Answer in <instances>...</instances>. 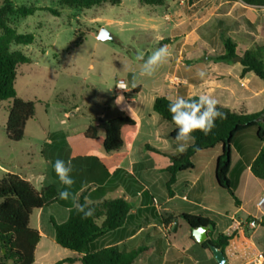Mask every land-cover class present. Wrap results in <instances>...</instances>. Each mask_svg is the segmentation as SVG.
Returning a JSON list of instances; mask_svg holds the SVG:
<instances>
[{"label":"rangeland","instance_id":"1","mask_svg":"<svg viewBox=\"0 0 264 264\" xmlns=\"http://www.w3.org/2000/svg\"><path fill=\"white\" fill-rule=\"evenodd\" d=\"M3 1L0 0V7ZM11 1L14 8L50 7L61 13L60 16H55L49 11L39 10L26 18L19 15L9 17V25L18 33L35 35L32 45H12V51H20L31 59V63L21 65L17 70L15 88L18 96L36 103V116L27 123L22 141L8 140L6 126L11 102H0V178L5 174L2 168L16 174H44L48 177L45 184L49 186L50 182L54 181L52 177L54 162L57 159L65 161L68 158L66 150L69 148L68 143L84 139L83 133L89 126L99 124L101 114H104L105 119L124 116L117 103L118 97L134 99L131 103L134 109L139 104L146 107V94L150 90L152 77L140 75L142 61L137 59L138 54H143L144 59H147L153 51L170 43L171 40L173 42L170 45V52L175 53L185 32L184 29L174 31L169 26L164 18L165 7L144 6L139 0H122L117 6L104 4L91 9L62 7L59 0ZM175 1L178 11H175L174 15L185 17L191 12L206 10L208 5L214 7L217 2V0H188L181 5L178 0ZM252 14L257 16V24L261 25L264 10L256 9ZM199 21H202V17ZM102 29L108 30L115 37V41H100L98 35ZM223 37L232 38L242 46V37H238L232 31L224 30ZM233 65L236 70L231 77L224 80L230 89L218 90L213 97L220 106L232 111L247 114L259 112L264 108V81L250 74L248 84H243L241 87L237 79L241 65L238 62H234ZM118 80H124L127 84L128 92L125 95L118 96L115 93ZM134 84L142 87L141 94H135L138 88H132ZM164 123L173 127L168 122ZM128 129L125 128L124 131ZM161 130L165 131L166 128L163 127ZM100 134L103 136V131ZM250 138L254 144L257 142L254 129L234 139L233 169L241 159V145L247 147L246 139ZM98 141L94 142L90 149V152L94 153L88 154V157L95 161H101L102 157L98 154L105 157L111 155L105 154L102 142ZM250 174L247 166L241 162L239 168L233 171L231 189L237 198L249 204L250 214L259 216L260 211L256 207V202L263 198L264 187L260 182L255 183L253 176L250 180ZM180 180L179 189L186 179ZM132 181L133 178L130 182ZM165 181L164 170H156L149 174L146 184L150 186L152 198L158 197L156 190L163 189ZM214 181V178H211L213 185ZM206 182L205 177L204 183ZM54 186L60 192V186L58 184ZM221 195L233 203L228 191L222 190ZM79 197H77L78 201ZM152 202L155 200L152 199ZM238 216L243 217L239 227L244 229L248 236L253 235L254 230H250L249 227L254 218H244L246 215L242 213ZM52 218L58 223H63L68 218V210L61 204H53L42 212H34L31 218V226H40L44 234L39 248V253H45L44 260L42 262L37 260L36 264H58L57 262L64 260L71 253L67 250L66 254L61 252L63 248L56 242H51L53 241L51 236L55 234L51 224ZM240 219L238 218V221H241ZM228 226L225 224L224 229ZM256 232L257 236L254 240L259 248L257 254L262 255L263 258L257 256L250 264H264V229L259 225ZM46 246H48L47 259ZM197 253L198 250L195 251L196 256ZM150 259H145V263L149 264ZM195 259L194 264H205L206 257L199 260L197 256ZM155 261L154 264H164V262L158 263L157 258ZM173 261V264H178V261L181 264L182 262L193 264L191 260L186 261L184 258L176 257Z\"/></svg>","mask_w":264,"mask_h":264},{"label":"crops","instance_id":"2","mask_svg":"<svg viewBox=\"0 0 264 264\" xmlns=\"http://www.w3.org/2000/svg\"><path fill=\"white\" fill-rule=\"evenodd\" d=\"M175 3H177L175 0L165 1L163 6L166 11L164 18L174 31L184 29L183 32L185 34L183 33L181 36L182 42L178 45L177 51L172 53L170 61L161 66L151 76L150 90L146 94V107L139 104L134 109L131 106L134 99L125 98L126 107L138 119V126L135 129L129 128L127 131L123 129V148L114 152V154L110 153L111 155L106 157L98 154L102 157L100 158L101 161H95L88 157V154L94 153L90 152L94 142L84 138L77 142L71 141L68 143L67 147L69 148H66L68 158L65 161L71 160L73 167L71 175L75 180L69 191L76 198L78 196H80L79 199L82 196L87 198L90 203L123 198L133 205L128 223L124 227L110 232L104 238L97 240L94 247L96 250L111 246H117L125 253L138 251L141 248L146 249V252L139 256L136 264H146L145 259L150 258L149 264L156 263L155 258L159 260L158 263L164 262L166 264L168 262V264H173V259L176 257L179 259L184 258L186 261L191 260L190 262L194 264V259L197 256L199 259L206 257V260H204L205 264H215L207 251L195 244L180 250L178 245L185 240V237L189 236V231L181 228L175 232V223L168 224L165 219L172 215L177 216L185 213L209 217L216 225L215 230L212 232L213 237L220 233H226L233 227L236 228L237 234L241 238H237L226 251L227 260H232L237 258V250L240 249L236 247H239L242 241L247 244V249L253 247L256 251H259L254 239L257 236L256 228L262 220L261 212L259 216H253L250 214L249 204L246 201L235 196V198L232 197L233 203H231L226 197L221 195L222 190L218 188L216 183L212 184L211 178H214L216 152H204L198 155L193 160L194 170L178 175L177 182L173 186V197L168 195L166 178L164 182L165 189H157V199L152 198L150 186L146 184L147 177L156 170H164L165 172V169L170 165L169 156L178 155L175 153L176 141L170 138L174 126L170 127L164 123L166 121L154 111L153 106L156 98L160 96H165L169 99L183 96L187 99L189 97H198L200 94L213 96L218 90L228 91L230 88L224 83V80L227 77H231L233 71L236 70L233 63L215 62L210 58L224 53V30L232 31L238 37H242V46L235 41L241 54L263 46L264 17L263 23L261 25L257 24L258 18L252 12L256 9L264 10V8L247 6L238 0H217L214 7L208 5L206 10H194L195 12H191L185 17L174 15L175 11H178ZM235 9L239 10L236 11ZM200 17H202V21H199ZM216 22H218V25H216ZM172 42L171 40L170 43L166 44L169 50ZM242 69L241 65L239 77L237 75L235 77H238L241 87L243 84H248L249 75L253 74L249 73L245 78H242ZM201 71L205 73L203 78L197 75ZM132 88H138L136 95L142 93L140 85L134 84ZM151 108L153 111H151ZM263 110L264 108L260 111ZM122 111L126 114L124 110ZM99 117L100 124L106 117L104 114L99 115ZM163 127L166 128L165 131L161 130ZM103 137L104 135L101 136L100 134L98 142H102ZM246 145L247 147H244L243 144L241 145V159L234 169L232 158L229 175L231 188L233 171L239 168L241 162L247 166L251 173L250 163L254 155L255 144L250 138L246 139ZM153 149L158 150L159 153L154 152ZM105 154L108 153L105 152ZM136 169H139V171H136ZM2 170L5 171V174H16L3 168ZM17 175L28 180L38 190L48 187L45 184L48 179L47 175L29 173ZM252 176L253 174L251 173L250 180H252ZM52 177L54 181L50 182L49 186L55 187L54 185L58 184L60 191L63 190L65 186L60 183L55 171L52 172ZM205 177L206 183H204ZM132 178L133 181L130 182ZM182 178L186 179V181L179 189L180 179ZM254 178L256 180L254 181L255 183L260 182L264 187V182L256 177ZM152 199L155 202H152ZM258 202L259 200L256 202L257 209ZM55 204L64 206L68 210L69 217L70 206L74 205L71 198L68 200L59 199V202ZM44 209L37 211L42 212ZM240 213L246 215L244 218L253 217L254 220L259 219L258 221L256 220V226L252 227L250 225L249 227L250 230H254L253 235L248 236L244 229L239 227L243 220L242 216H238ZM238 218H241V221H238ZM225 224L229 225L226 229H224ZM32 228L37 229L41 234V241L35 252L34 264H36L37 260L41 262L44 260L45 253H39L44 234L40 226ZM210 231H208V238ZM51 239H53L51 242H55V234L51 236ZM190 250L193 251L192 254H190ZM196 250L199 252L197 256L195 254ZM61 252L66 254V249L61 250ZM47 256L48 246H46V259ZM69 258L78 259L72 263L80 262L79 257L73 252L69 253L65 259ZM252 259L243 264H250V262L255 261L256 257ZM178 264H181V262L178 261ZM182 264L185 263L182 262Z\"/></svg>","mask_w":264,"mask_h":264},{"label":"trees","instance_id":"3","mask_svg":"<svg viewBox=\"0 0 264 264\" xmlns=\"http://www.w3.org/2000/svg\"><path fill=\"white\" fill-rule=\"evenodd\" d=\"M144 6L160 7L165 5L166 0H139ZM247 6L264 8V0H238ZM62 7L91 9L104 4L113 6L120 5L122 0H59ZM39 10H46L60 16L61 13L50 7H19L14 8L11 0H4L0 7V102L10 101L9 117L6 126V135L11 142H20L25 136L27 123L36 116V103L25 100L18 96L15 88L17 70L21 65L31 63V59L20 51H12V45H32L35 41L34 34H20L9 25V17L19 15L26 18L34 15ZM224 53L211 57L215 62L234 63L237 57L242 58L243 67L241 77L253 73L257 78L264 81V45L244 53H239L238 46L231 38L223 39ZM170 99L165 96L156 98L153 109L166 122L174 126L170 138L175 140L176 125L169 112ZM119 106L126 114L110 119H103L98 125H91L83 133V137L91 142L100 139V132L104 137L102 145L106 153H114L124 146L122 130L125 128L135 129L138 119L126 107L123 97ZM218 109L226 114V119H217L215 127L208 135L195 132V145L187 149L182 155L169 156L170 165L165 169L167 178L166 189L168 195L173 197V186L181 173L194 170L193 160L204 152H216L214 180L219 189L228 191L235 198L231 189L230 169L232 165V143L234 139L251 129L255 130L256 140L254 155L250 163L251 173L254 177L264 182V124L259 121L264 118V110L256 113H238L228 108L217 105ZM159 153L158 150L153 149ZM59 191L53 187H43L40 190L34 187L28 180L17 174L7 173L0 178V264H34L35 252L41 241V234L37 229L30 226L34 211L42 210L59 202ZM85 198H80L84 203ZM94 208V215L83 219L82 214L70 206L69 217L64 223H58L53 218L51 224L55 231V242L58 246L75 253L82 264H136L139 256L146 252L141 248L129 253L122 252L117 246L96 250L97 240L104 238L110 232L124 227L132 214L133 205L117 198L103 200L99 203H90ZM166 223H175V232L181 228L189 231L178 248L180 250L195 244L203 248L217 264L209 244L220 248L226 258V251L231 244L241 238L234 227L226 233L212 236L215 223L206 216L195 214H181L170 216L165 219ZM264 228V217L259 222ZM200 226H209V238L199 244L193 237V230ZM236 259L228 260L227 264H243L258 256L257 251L242 241L236 247ZM193 251L190 250V254ZM200 260V259H199ZM73 259H64L58 264L72 263Z\"/></svg>","mask_w":264,"mask_h":264},{"label":"clouds","instance_id":"4","mask_svg":"<svg viewBox=\"0 0 264 264\" xmlns=\"http://www.w3.org/2000/svg\"><path fill=\"white\" fill-rule=\"evenodd\" d=\"M171 55L167 45L157 48L147 59H144L143 54H138L137 59L142 61L140 75L153 76L161 66L169 62ZM197 75L203 78L205 73L201 71ZM122 99L123 97H118L117 103L122 101ZM217 105L218 101L208 94H200L198 97H189L187 99L183 96L170 99L169 112L177 128L175 136L176 154L182 155L189 147L195 145L196 137L193 133L199 131L204 135H208L215 127L217 119H226V114L221 112ZM53 168L60 183L65 186L58 193L59 198L62 200L71 198L75 210L82 214L83 219L93 216L95 210L89 206L90 201L85 198L84 203H80L69 191L75 183L71 175L73 171L71 160L65 162L62 159H57L53 164Z\"/></svg>","mask_w":264,"mask_h":264},{"label":"water","instance_id":"5","mask_svg":"<svg viewBox=\"0 0 264 264\" xmlns=\"http://www.w3.org/2000/svg\"><path fill=\"white\" fill-rule=\"evenodd\" d=\"M98 39L100 41L106 42V41H115V37L106 29H102L98 35ZM235 62H238L241 64L242 58L237 57L235 59ZM262 123H264V118L260 119ZM211 228L209 226H200L193 230V237L196 240L197 243L201 244L208 240V231ZM209 248L212 251L214 258L217 262V264H227L228 260L224 254V252L215 246L214 244H209ZM78 260V259H76Z\"/></svg>","mask_w":264,"mask_h":264},{"label":"built area","instance_id":"6","mask_svg":"<svg viewBox=\"0 0 264 264\" xmlns=\"http://www.w3.org/2000/svg\"><path fill=\"white\" fill-rule=\"evenodd\" d=\"M187 1L188 0H178L179 4H181V5H184ZM127 92H128V87H127L126 82L124 80H118L117 84L115 86V93L118 96H121V95H125ZM257 206H258L259 211L261 212V218H263L264 217V197L259 200ZM256 220L258 221L259 219L257 218ZM256 220H253L250 222V225L252 227L256 226V224H257ZM259 257L263 258L262 255H258V258Z\"/></svg>","mask_w":264,"mask_h":264}]
</instances>
